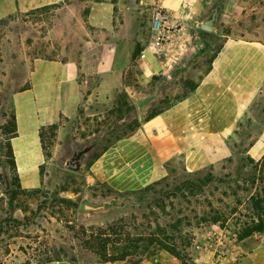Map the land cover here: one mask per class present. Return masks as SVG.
Here are the masks:
<instances>
[{"label":"crops","instance_id":"0c3cea01","mask_svg":"<svg viewBox=\"0 0 264 264\" xmlns=\"http://www.w3.org/2000/svg\"><path fill=\"white\" fill-rule=\"evenodd\" d=\"M65 1L0 0V21ZM107 1L97 2L89 17L107 38L87 40L77 60L37 59L32 65L31 87L14 95L17 132L11 145L22 188L42 186L41 168L47 160L41 137L44 127L58 124L63 114L76 127V135L92 122L107 121L106 115L119 106L122 93L133 99L149 93L154 82L160 81L167 83L148 118L91 162L86 170L91 185L96 181L116 192H134L179 174L193 176L224 168L238 155L262 160L264 153L256 158L253 151L264 144V0H163L164 8L184 31L156 57L150 54L147 64L138 62L140 66H130V60L134 43L141 40H135L131 28L116 29L114 10ZM218 5L216 32L200 30L198 25ZM210 36L221 38V45L210 67L195 82L194 91L172 93L188 67L179 65ZM204 242L199 239L193 248L194 264H264L261 241ZM165 263L182 264L176 258L141 262ZM37 264L79 263L62 259Z\"/></svg>","mask_w":264,"mask_h":264},{"label":"rangeland","instance_id":"374dc122","mask_svg":"<svg viewBox=\"0 0 264 264\" xmlns=\"http://www.w3.org/2000/svg\"><path fill=\"white\" fill-rule=\"evenodd\" d=\"M97 2L100 0H66L56 7L17 13L0 21V224L6 220L3 226L10 231L0 243V264H37L58 258L79 264H107V260L108 264H141L145 260L155 263V259L175 258L161 249L150 256L153 247L140 251L142 258L137 259L129 257L122 261L120 256L112 255L115 239L123 238L146 248V240L141 242V239L151 235L163 247H176L184 264H194L191 254L199 239L204 243L216 240L237 244L249 238L263 242L264 232L240 239L245 230L257 224L258 216L264 214V161L253 162L246 154L238 155L224 168L193 176L179 174L172 180L134 192L120 193L106 184L95 181L91 185L87 181L86 170L96 156L115 140L131 134L136 121H141L130 97L129 100L122 98L120 105L106 115L107 121L92 122L76 135V127L63 114L55 129L44 127L48 157L41 168L39 188L42 191L32 188L27 193L17 192L10 206L7 183L14 184L18 176L7 149L14 130V95L31 87L32 65L37 59L77 60L87 40L96 42L107 38L89 20ZM107 2L114 10L116 29L131 28L133 36H138L135 40H141L145 46L150 40V17L163 0ZM141 43H134V53L139 47L141 50ZM220 45L221 38L210 36L191 51L179 65L188 66L185 74L171 92L181 94L195 84ZM134 53L130 66H140ZM156 83L147 92H154ZM131 104L135 109H131ZM92 107L98 110L96 104ZM78 127L81 128L80 122ZM99 140L100 144L86 156L82 173L65 168L73 147L83 149ZM263 153V143L253 151L256 158ZM84 202L110 206L95 213H84L80 210ZM109 227L114 229L110 231ZM210 229L216 233L208 234ZM101 230H109L107 236ZM98 236L108 239L107 246L111 247L106 252L90 249L93 242L97 246ZM112 258L120 261L113 262Z\"/></svg>","mask_w":264,"mask_h":264},{"label":"trees","instance_id":"16d2710c","mask_svg":"<svg viewBox=\"0 0 264 264\" xmlns=\"http://www.w3.org/2000/svg\"><path fill=\"white\" fill-rule=\"evenodd\" d=\"M57 5H54V6H47V7H44V8H41V9H48V8H52V7H56ZM39 10V9H38ZM141 50H142V48H141ZM141 50H140V47H139V49L138 50H136L135 51V53H134V58H138V56H139V52H141ZM218 50H219V48H218ZM217 50V51H218ZM214 56H215V54L211 57V59H210V61H209V66L208 67H210V64H211V62H212V60H213V58H214ZM199 79H201V78H199ZM198 79V80H199ZM157 83H161V85L163 86V85H165L167 82H165V81H160V82H157ZM156 83V84H157ZM195 87H196V84H193V85H191V87H189L186 91H185V95L187 94V93H190V92H192V91H194V89H195ZM122 98H124V99H128L129 98V96H128V94L127 93H122V95H121V99H120V103H121V100H122ZM129 100V99H128ZM120 105V104H119ZM132 106H131V109H135V105L134 104H131ZM146 118H148L147 116L145 117V119ZM137 122V124H136V127H135V129L132 131V132H134L138 127H139V125H140V121H136ZM12 124H13V128H14V130H13V136H11L10 137V139H9V144H8V152H9V154H10V156H11V158H12V164H13V167H14V170L16 171V162H15V157H14V152H13V148H12V145H11V138H13L15 135H16V132H17V127H16V118H15V114H14V116H13V119H12ZM55 127H56V125H52L51 126V128L52 129H55ZM131 132V133H132ZM42 141H43V143H44V133H42ZM44 146V151H45V153H46V148H45V145H43ZM108 147V146H107ZM100 155V154H99ZM98 155V156H99ZM98 156H96V158L98 157ZM46 157H48L47 156V154H46ZM95 158V159H96ZM263 161H264V158L262 159ZM261 160V161H262ZM251 161H253L254 162V160H252L251 159ZM44 168V166H42V169ZM42 169H41V171H42ZM43 172V171H42ZM16 173H17V171H16ZM42 174V173H41ZM158 184V183H157ZM16 185V186H15ZM154 185H156V184H154ZM151 186H153V185H151ZM151 186H148V187H151ZM15 187H16V189H15ZM147 187V188H148ZM17 189H18V191H17ZM25 192V193H27L28 192V190L27 189H23L22 188V186H21V184H20V180H19V177L17 176L15 179H14V184H12V185H10L9 186V184L7 183V189H6V192L7 193H9L10 194V199H9V204H10V206H12V204H13V202L15 201V194H17V192ZM35 191L36 192H41L42 190H41V188H37V189H35ZM12 194V195H11ZM6 223V220L5 221H3L1 224H0V241H1V239H2V241H3V239L10 233V231H9V228H4V226H3V224H5ZM110 229V231H112L114 228H111V227H109ZM116 229V228H115ZM108 230V231H109ZM108 231H106V230H101V234L102 235H105V236H107V234H108ZM9 232V233H8ZM256 232H264V214L263 215H261V216H258V222H257V224L256 225H254L253 227H250V228H248L247 230H245L244 232H243V234H242V236L240 237V239H246V238H249V237H252L253 235H254V233H256ZM153 236H155V235H151V236H149L147 239H141V242H143V241H145L146 240V244H147V246H146V248H141L140 246H139V244H137V243H131V241H126L125 239H123V238H117V239H115L114 241H112V247L111 246H109V247H111V249L113 250V252H114V254H112L113 256L116 254V255H118V256H120L121 258V260L122 261H126L129 257H133V258H142V256H140V251H143V252H145V250L147 251V250H149L150 249V247H153L154 248V250L150 253V256L151 255H155L156 254V252L157 251H159L160 249L161 250H165V251H167L168 253H170V254H172L175 258H177L178 260H180L181 262H182V264H184V262L182 261V256H181V253L178 251V249L176 248V247H174V248H167V247H163L162 246V244L159 242L158 244H157V238L155 239V237L153 238ZM97 238V241H98V244H97V246H94V242H93V244L90 246V249H92V250H96V251H107L108 250V244H107V241H108V239L106 238V239H102V237L101 236H98V237H96ZM10 239H12V237H10ZM139 256V257H138ZM52 260H62V259H51V260H48L47 262H49V261H52ZM112 260H113V262H117V261H120L119 259H115V258H112ZM139 261H142V259H140ZM107 262H109V260H107ZM42 263H44V262H42Z\"/></svg>","mask_w":264,"mask_h":264},{"label":"water","instance_id":"95a60500","mask_svg":"<svg viewBox=\"0 0 264 264\" xmlns=\"http://www.w3.org/2000/svg\"><path fill=\"white\" fill-rule=\"evenodd\" d=\"M220 11V5H218L210 14V16L198 25L200 30L208 33H215L217 30L216 24L218 14ZM163 86L161 83L156 84V90L154 92L139 94L133 97L136 107L138 109L140 120H144L148 111L162 95ZM99 141H95L85 146L83 149L77 147L72 148V155L66 160L65 168L74 173H82L84 171L86 156L94 151V149L100 144ZM109 204L93 205L89 202H84L80 210L84 213H95L101 210L109 208Z\"/></svg>","mask_w":264,"mask_h":264},{"label":"built area","instance_id":"2783aa9c","mask_svg":"<svg viewBox=\"0 0 264 264\" xmlns=\"http://www.w3.org/2000/svg\"><path fill=\"white\" fill-rule=\"evenodd\" d=\"M184 28L181 24L173 20L171 12L164 8L163 3L154 10L149 20L150 40L143 46L138 60L139 62L148 63L150 54L156 57L161 53L163 48L169 46L173 37L182 33ZM264 242V236L262 237Z\"/></svg>","mask_w":264,"mask_h":264}]
</instances>
